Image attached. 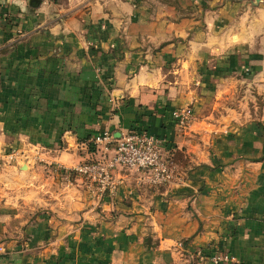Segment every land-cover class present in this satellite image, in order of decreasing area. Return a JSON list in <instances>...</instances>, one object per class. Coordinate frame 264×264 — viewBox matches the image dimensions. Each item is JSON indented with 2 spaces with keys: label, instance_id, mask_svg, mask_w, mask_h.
<instances>
[{
  "label": "crops",
  "instance_id": "crops-1",
  "mask_svg": "<svg viewBox=\"0 0 264 264\" xmlns=\"http://www.w3.org/2000/svg\"><path fill=\"white\" fill-rule=\"evenodd\" d=\"M104 130L181 151L171 181L63 172ZM0 149V264H264V0H0Z\"/></svg>",
  "mask_w": 264,
  "mask_h": 264
},
{
  "label": "built area",
  "instance_id": "built-area-1",
  "mask_svg": "<svg viewBox=\"0 0 264 264\" xmlns=\"http://www.w3.org/2000/svg\"><path fill=\"white\" fill-rule=\"evenodd\" d=\"M191 115L192 111L188 106L171 111L174 124L180 130L188 125ZM91 143L98 148L96 157L62 171L73 172L85 177L97 186L99 193L119 182L113 173L117 167L144 173L146 181L153 185L168 183L173 177V167L168 165L162 157L163 140L152 134L127 131L112 135L104 130L95 135ZM14 154V152H9L6 157L13 160ZM53 168L54 170L60 169V167ZM197 258L205 264H225L233 259L227 253L200 251L197 252Z\"/></svg>",
  "mask_w": 264,
  "mask_h": 264
},
{
  "label": "rangeland",
  "instance_id": "rangeland-1",
  "mask_svg": "<svg viewBox=\"0 0 264 264\" xmlns=\"http://www.w3.org/2000/svg\"><path fill=\"white\" fill-rule=\"evenodd\" d=\"M252 1H253V5L254 6H256L259 3V0L258 1L252 0ZM7 153H9V151L0 149V179H1V177H2V179H6L8 174L6 172L5 167L10 165L12 163V161H15V159L9 160L6 157Z\"/></svg>",
  "mask_w": 264,
  "mask_h": 264
},
{
  "label": "trees",
  "instance_id": "trees-1",
  "mask_svg": "<svg viewBox=\"0 0 264 264\" xmlns=\"http://www.w3.org/2000/svg\"><path fill=\"white\" fill-rule=\"evenodd\" d=\"M181 151L179 150H172V146L171 145H164L163 144V153H162V157L164 159V161L168 164V165H172L173 160L176 159H181L182 155H181Z\"/></svg>",
  "mask_w": 264,
  "mask_h": 264
},
{
  "label": "water",
  "instance_id": "water-1",
  "mask_svg": "<svg viewBox=\"0 0 264 264\" xmlns=\"http://www.w3.org/2000/svg\"><path fill=\"white\" fill-rule=\"evenodd\" d=\"M255 1H258V0H255ZM28 2L31 3V4H34V3H38L39 0H28Z\"/></svg>",
  "mask_w": 264,
  "mask_h": 264
}]
</instances>
